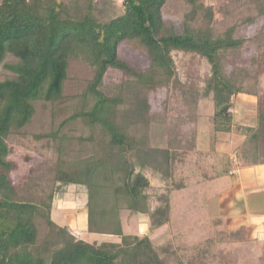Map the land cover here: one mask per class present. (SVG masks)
Segmentation results:
<instances>
[{
  "label": "trees",
  "instance_id": "1",
  "mask_svg": "<svg viewBox=\"0 0 264 264\" xmlns=\"http://www.w3.org/2000/svg\"><path fill=\"white\" fill-rule=\"evenodd\" d=\"M172 1L188 7L180 22L163 16L164 7ZM213 21L214 9L201 0H123L118 8L114 0H0V64L9 56L16 60L4 63L10 76L0 80V264L207 261L209 243L200 251L199 260L182 261L169 238L150 239V234L172 222L168 198L162 199L163 206L150 208L152 180H159L172 193L183 189L173 180L179 150L153 147L148 137L138 138L135 130L150 123L149 94L176 81L173 53L197 55L210 67L204 95H211L213 105L212 143L234 129L241 136L230 153L216 151L208 156L214 177L228 173L230 155L243 166L264 164L263 106L255 127L233 124L228 112L233 99L247 93L225 75L222 62L245 40L234 36V26L215 33ZM123 42L145 51V68L136 69L120 58L118 47ZM70 61H80L92 70L84 90L75 96L63 94ZM110 69L120 72L122 79L106 87L104 79ZM197 96L189 100L188 109L198 104ZM38 101L48 104L52 115L62 110L65 118L49 132L29 134L26 128ZM71 125L81 126L88 134L71 135V127L67 128ZM29 135L52 141L56 159L48 163L45 175L16 183L13 174L18 164L11 158L13 147L8 140ZM195 140L196 148L203 143ZM196 148L195 153L199 152ZM182 153L184 158L186 149ZM158 156L162 161L156 164ZM70 186L86 194V232L112 235L117 242H88L68 225L54 222L52 202ZM122 211L146 216L148 234H125ZM238 233L216 240L237 243ZM162 243L167 247L161 248Z\"/></svg>",
  "mask_w": 264,
  "mask_h": 264
},
{
  "label": "rangeland",
  "instance_id": "2",
  "mask_svg": "<svg viewBox=\"0 0 264 264\" xmlns=\"http://www.w3.org/2000/svg\"><path fill=\"white\" fill-rule=\"evenodd\" d=\"M122 1L114 0L117 8L120 7ZM201 3L214 9L213 30L215 33H222L227 28L234 26L236 27L234 36L245 40L240 48L226 54L222 67L225 75L234 79L238 85H241L243 93H247L239 94L233 99V105L228 111L232 116V123L241 127L248 125L255 127L254 120H256L259 107L263 106L264 108V15H260L261 9L264 10V0H201ZM186 11H188L186 4L181 1H172L164 7L163 16L165 19L180 22ZM118 54L123 61L136 69H143L148 65L145 51L136 44L123 42L118 47ZM173 58L177 68L176 81L167 89H158L149 94L152 105L150 123L147 127L140 125L135 130L138 138L148 137V141L153 147L179 150L175 153L177 159L175 158L176 161L172 169L175 174L173 180L177 186L179 185L183 189L172 193L159 180H152L153 189L149 192L150 208L159 204L163 206L166 202L162 199L168 198L175 215H172L171 209L172 222L169 224L168 232L167 226L164 225L160 230L150 234V237L154 240H157L159 236L170 238L176 248L175 252L180 254L182 261L195 257L199 260L200 251L208 245V256L205 257L207 261H201L200 264H229L227 259L236 256L233 255L234 253L231 254V248L226 247L231 244L218 243L217 241L221 235H225L227 232L221 231L220 225L216 226V221L202 222L203 220H201L200 224L199 221L189 220L191 213L192 217L195 214L217 215L218 193L225 189V181L216 180L198 187L192 188L191 186L200 182L201 173L199 171L203 166L207 164V168L213 167L212 161L210 158L208 159L210 153L216 151L220 154L230 153L228 145L233 140L234 145L238 143L241 136L234 134V129L233 134L224 137L218 135V140L212 143V136H214L213 105L211 95L207 97L204 95L206 82L210 77V67L204 59L193 54L173 53ZM15 61L12 56H9L0 64V80L10 76L4 68V63H14ZM91 77L92 70L89 66L80 61H70L63 85V94L65 96L80 94ZM121 79L120 72L110 69L104 79L105 86H114ZM197 93V97L200 99L198 104L188 109L189 100H193ZM35 108V115L26 128L29 134L49 132L61 124L65 118V113L60 109L56 111L55 115H52L49 105L43 104L41 101L35 103ZM69 127H71V135L88 134L87 130L81 126L71 125L67 128ZM196 137L203 141L197 148L193 146ZM8 142L13 147L11 158L18 164V169L13 174L16 183L22 184L26 179H36L42 174L45 175L48 163L56 159L55 145L52 141H38L29 135L24 138L10 136ZM195 148H199V152L195 153ZM184 149L187 154L183 158L182 151ZM262 150L264 152V146H262ZM218 156L222 159L221 155ZM230 159L235 167L237 164L242 166L235 156L230 155ZM156 160L157 164L162 161V157L158 156ZM161 170H163V166ZM187 188L195 189L194 193H191L194 194V197L190 194L191 191H187ZM201 193L203 197L199 201ZM159 197H161V202H159ZM200 202L202 203L200 204ZM85 203L86 194L84 191L70 186L66 194L54 198L52 219L59 225H68L76 231V235H80L88 242H117L118 238L112 235L86 232ZM120 216L125 234H148V218L146 216L130 215L127 211H122ZM213 241L217 242L214 246L210 245V242ZM163 247L167 246L162 243L161 248ZM180 250L183 252L180 253ZM262 257L257 255L256 259L248 264H264L262 261L264 257ZM237 258L243 259L242 264H247V257L244 253L240 252Z\"/></svg>",
  "mask_w": 264,
  "mask_h": 264
},
{
  "label": "crops",
  "instance_id": "3",
  "mask_svg": "<svg viewBox=\"0 0 264 264\" xmlns=\"http://www.w3.org/2000/svg\"><path fill=\"white\" fill-rule=\"evenodd\" d=\"M233 141L228 145L229 150L232 149L235 143ZM207 167L208 165L206 164L200 171L198 170L201 173L200 182L197 184L194 183L191 187H198L204 183L216 180L225 181V189L218 193L217 215L203 214L201 216L195 214L192 217L191 213L189 220L199 221L200 224L201 220H203L202 222H212L215 220L216 226L220 225L221 231L227 233H235L238 231L239 233L236 237L238 242L226 245V247L231 248V254L234 253L233 255L237 257L240 255V252L244 253L247 257V264L255 260V256L257 255L264 257V164L247 166L237 164L235 167L231 163L228 173L220 177H214L213 168ZM187 191H191V194L194 193L195 189H188ZM191 195L194 197V194ZM199 195H201L199 199L201 201L203 195L202 193ZM200 207L204 209L201 205ZM172 215H175L174 209H172ZM166 226L168 232L170 225L168 224ZM162 227L157 230H160ZM161 238L163 236L158 237V239ZM150 239L154 240L151 237ZM236 256L232 259H227V262L229 264H242L243 259L240 260Z\"/></svg>",
  "mask_w": 264,
  "mask_h": 264
}]
</instances>
